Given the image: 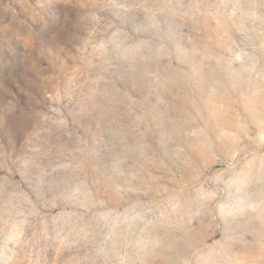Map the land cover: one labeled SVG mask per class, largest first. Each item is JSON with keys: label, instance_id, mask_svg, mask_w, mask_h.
<instances>
[{"label": "rangeland", "instance_id": "obj_1", "mask_svg": "<svg viewBox=\"0 0 264 264\" xmlns=\"http://www.w3.org/2000/svg\"><path fill=\"white\" fill-rule=\"evenodd\" d=\"M0 264H264V0H0Z\"/></svg>", "mask_w": 264, "mask_h": 264}]
</instances>
